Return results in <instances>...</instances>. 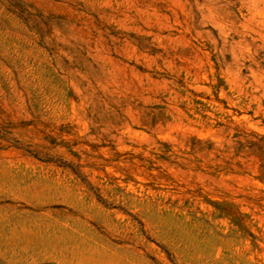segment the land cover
<instances>
[{"label":"rangeland","instance_id":"374dc122","mask_svg":"<svg viewBox=\"0 0 264 264\" xmlns=\"http://www.w3.org/2000/svg\"><path fill=\"white\" fill-rule=\"evenodd\" d=\"M0 264H264V0H0Z\"/></svg>","mask_w":264,"mask_h":264}]
</instances>
